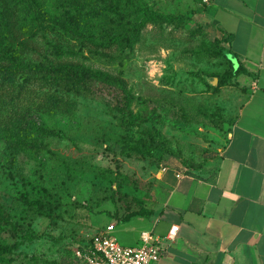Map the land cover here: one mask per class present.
I'll return each mask as SVG.
<instances>
[{
    "label": "rangeland",
    "instance_id": "rangeland-1",
    "mask_svg": "<svg viewBox=\"0 0 264 264\" xmlns=\"http://www.w3.org/2000/svg\"><path fill=\"white\" fill-rule=\"evenodd\" d=\"M144 1L183 21L149 24L133 48H123L119 31L68 34L45 15L38 37L13 55L31 66L72 61L122 75L140 124L159 129L161 138L149 139L143 126L122 127L118 92L101 83L76 97L73 114H40L58 132L47 151L0 161V204L10 220L0 222V245L18 244L10 264H79L77 248L109 223L122 241L125 216L150 206L156 168L177 163L205 175L218 167L250 77L214 90L228 66L213 55L220 33L200 18L204 0Z\"/></svg>",
    "mask_w": 264,
    "mask_h": 264
},
{
    "label": "crops",
    "instance_id": "crops-1",
    "mask_svg": "<svg viewBox=\"0 0 264 264\" xmlns=\"http://www.w3.org/2000/svg\"><path fill=\"white\" fill-rule=\"evenodd\" d=\"M200 18L234 35L228 47L250 72L244 102L216 170L156 168L150 215L122 221L118 240L139 246L176 224L159 264H264V0H210Z\"/></svg>",
    "mask_w": 264,
    "mask_h": 264
},
{
    "label": "trees",
    "instance_id": "trees-1",
    "mask_svg": "<svg viewBox=\"0 0 264 264\" xmlns=\"http://www.w3.org/2000/svg\"><path fill=\"white\" fill-rule=\"evenodd\" d=\"M45 15L68 34L76 35L95 28L102 32V37H111L110 33L119 31L123 48H133L140 32L149 24L183 21V16L159 12L144 0H0V161L14 162L21 153L31 158L43 155L47 151L48 139L57 136L58 132L39 115L73 114L76 97L92 93L96 83L117 90L122 127L129 130L135 125L143 126L132 110L134 95L122 75L81 62H50L37 66L23 60L16 63L13 55L19 52L20 45L38 37ZM233 38V34L223 31L216 40L218 48L213 55L223 56L228 66L218 74L216 91L241 75H250L238 54L229 48L238 59V66H235L230 53L226 52L225 44L228 46ZM143 127L149 139L160 142L159 129ZM191 172L195 173V169ZM150 213L145 207L130 210L123 221L134 216H149ZM0 222L10 223L1 204ZM17 245H0V264L13 261ZM39 264L60 263L44 259Z\"/></svg>",
    "mask_w": 264,
    "mask_h": 264
},
{
    "label": "built area",
    "instance_id": "built-area-1",
    "mask_svg": "<svg viewBox=\"0 0 264 264\" xmlns=\"http://www.w3.org/2000/svg\"><path fill=\"white\" fill-rule=\"evenodd\" d=\"M178 230L179 225L175 224L165 237L144 233L142 244L131 246L122 244L114 234L115 224H109L80 245L76 257L79 264H159Z\"/></svg>",
    "mask_w": 264,
    "mask_h": 264
},
{
    "label": "water",
    "instance_id": "water-1",
    "mask_svg": "<svg viewBox=\"0 0 264 264\" xmlns=\"http://www.w3.org/2000/svg\"><path fill=\"white\" fill-rule=\"evenodd\" d=\"M230 55H232V60H233V62L235 61L237 64H238V59L236 58V56L234 55V54H230ZM235 62H234V64H235ZM210 81H211V83H213L214 85H218V78H216V77H212L211 79H210Z\"/></svg>",
    "mask_w": 264,
    "mask_h": 264
}]
</instances>
